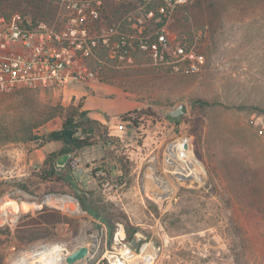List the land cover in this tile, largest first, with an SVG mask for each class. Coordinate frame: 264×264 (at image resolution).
Returning <instances> with one entry per match:
<instances>
[{"label":"rangeland","instance_id":"1","mask_svg":"<svg viewBox=\"0 0 264 264\" xmlns=\"http://www.w3.org/2000/svg\"><path fill=\"white\" fill-rule=\"evenodd\" d=\"M60 1L53 0V5L58 7ZM0 2L7 13L41 16L35 0ZM108 5L116 7L111 0ZM197 28L207 33L199 43L206 56L200 72L157 69L151 57L140 56L128 76L72 86L87 92V101L74 89L18 87L0 92V264L7 263L15 247L38 240H83L94 231L102 260L117 222L125 224L127 234L133 229L147 236L159 233L155 239L182 264H264V0H192L178 9L169 25L174 37H192ZM80 101L102 116L99 121H109L102 122L98 134L117 133L119 112L151 109L161 121H169L170 111L186 104L177 130L193 138L204 165L202 179L183 186L161 215L138 188L137 165L125 158L120 163L127 184L117 200L105 197L91 179H76L73 191L63 193L77 197L80 208L72 204L71 210L60 211L45 206L31 212L23 210L24 205L17 219L15 200L25 198L19 190L39 198L46 194H37L43 189L38 179L51 158L59 160L57 173L70 179L60 153L64 141L47 139L63 128V119L56 116L33 127L34 123L44 121L51 106ZM233 188L243 190V196ZM83 202L105 219L91 214ZM51 213L56 220L45 222ZM99 219L106 227L97 232ZM231 219L246 232L245 248L236 246ZM75 264L93 263L85 258Z\"/></svg>","mask_w":264,"mask_h":264},{"label":"built area","instance_id":"2","mask_svg":"<svg viewBox=\"0 0 264 264\" xmlns=\"http://www.w3.org/2000/svg\"><path fill=\"white\" fill-rule=\"evenodd\" d=\"M108 1L61 0L51 20L0 11V92L18 87L66 92L79 83L103 80L110 71L132 70L140 56L151 57L157 69L176 73L200 72L206 64L199 48L206 31L197 28L192 37H174L169 30L178 9L192 0H111L120 10L116 15L110 13ZM137 118L136 113L118 118L116 134H97L92 144L70 153L65 166L71 169L73 181L89 178L105 197L117 200L127 184L120 163V157L126 158L140 170L141 194L163 215L183 186L202 179L204 165L193 138L177 130L178 119L155 121L142 115L136 122ZM77 136L85 138L86 133L80 130ZM19 191L25 198L15 200L17 219L19 205L31 212L45 206L69 211L68 202L80 208L78 198L69 193L48 192L39 198ZM96 222L97 232L106 227L100 219ZM157 235H146L134 248L125 224L117 222L102 260L94 231L83 240H38L15 247L6 264H68L67 255L86 241L92 242L86 259L93 264H182L155 239ZM59 254L62 263L56 261Z\"/></svg>","mask_w":264,"mask_h":264},{"label":"trees","instance_id":"3","mask_svg":"<svg viewBox=\"0 0 264 264\" xmlns=\"http://www.w3.org/2000/svg\"><path fill=\"white\" fill-rule=\"evenodd\" d=\"M35 2L37 3V7H38L37 9H39V13H41V16L40 17L32 16V17L51 20L56 15L57 7L56 5H53V0H35ZM0 11L8 15L11 14V13H7L1 7V2H0ZM119 11L120 10L115 7V8H111L110 13H112L113 15H116L119 13ZM130 73H131L130 70L110 71L103 78V80L117 79L121 76H128L130 75ZM82 107H83V103L81 101L77 105L73 104L69 106H63V105L51 106L49 110L47 111V115L44 117V121L34 123L33 125V127L40 126L41 124L48 122L49 120H51L52 118L56 116H59L63 119V128L61 130H57V131L50 133L47 139L50 141H53V140L54 141L56 140L64 141L65 145L60 151V153L64 155L66 160L70 153L79 151L85 148L86 146L92 144L95 141L96 136L98 134L97 131L99 130L100 126L103 125L101 121L91 117L89 115V111L83 110ZM131 113H136L138 118L141 117L142 115H145L147 117H152L155 121L156 120L161 121V117H159L157 113L152 112L151 109L129 110V111H126L118 115L116 119L121 118V117H127ZM138 118L135 120L136 122L139 121ZM65 130H71L74 132L72 141H69L68 137L63 133ZM80 130L86 133L85 138H79L77 136V133ZM120 159L123 161V159L125 158L120 157ZM126 160L127 162L129 161L128 159ZM58 166H59L58 158H55V159L51 158L49 160L48 170L45 172L43 171L40 178L38 179L40 187H42L43 189L37 192V194L43 195L47 192H52V191H62V192H72L73 191L74 181H72L71 179L67 180V179L62 178L57 173ZM124 166L126 168V164H124ZM21 188H24V187H21ZM233 192H235V194L237 195L243 196L242 195L243 190L233 188ZM83 204L85 205L87 209L91 211V214H95V216L99 217L100 219L103 217L102 215L95 213L94 210L91 209L90 205L86 204L85 202H83ZM55 220H56V217L52 213L47 214L45 216V222H52ZM110 220L111 219L109 217L107 221L109 224H110ZM232 221L233 220L231 219L230 223L233 225L234 231L237 232V236H238V243L236 244V246H238L239 249L245 248V245L243 243L244 240L242 239L245 237L246 232L240 225H237ZM136 233H137L136 229L130 230V233L128 234V238L131 240L136 235ZM243 233H244V236H242Z\"/></svg>","mask_w":264,"mask_h":264},{"label":"water","instance_id":"4","mask_svg":"<svg viewBox=\"0 0 264 264\" xmlns=\"http://www.w3.org/2000/svg\"><path fill=\"white\" fill-rule=\"evenodd\" d=\"M187 112V105L186 104H180L175 109L170 111L169 116L173 119L180 120L183 115ZM69 139V141H72L74 132L71 130H65L63 132ZM147 237L145 234L138 232L136 236H134L130 242L134 248H138L140 245V242L145 240ZM91 241H86L84 244L77 246L72 249V252L67 255L66 261L68 264H75L77 261L85 259L88 257V255L91 252Z\"/></svg>","mask_w":264,"mask_h":264},{"label":"crops","instance_id":"5","mask_svg":"<svg viewBox=\"0 0 264 264\" xmlns=\"http://www.w3.org/2000/svg\"><path fill=\"white\" fill-rule=\"evenodd\" d=\"M71 89H74L73 87L71 88ZM70 89V90H71ZM73 91V90H72ZM74 91H75V94H76V96L78 97V96H87L86 97V101H87V99H88V97H89V95H87L88 93L87 92H85L84 90H77V89H74ZM86 101H85V104H83V107H82V109L83 110H88L89 111V115L90 116H95L94 118H97V119H99V120H103V118H102V116L101 115H96V114H93L92 113V108L91 107H89V106H87V104H86ZM122 112H119L117 115H120ZM117 117V116H116ZM101 118V119H100ZM102 122H106V123H109V121H102ZM111 122V121H110ZM114 126H115V124H114ZM62 129V127H60L58 130H61ZM67 161H68V158H67ZM67 161L65 162V164L67 163ZM73 173L71 172V169H69L68 168V176L70 177V179L73 181V175H72Z\"/></svg>","mask_w":264,"mask_h":264},{"label":"bare ground","instance_id":"6","mask_svg":"<svg viewBox=\"0 0 264 264\" xmlns=\"http://www.w3.org/2000/svg\"><path fill=\"white\" fill-rule=\"evenodd\" d=\"M72 204H73V203L68 202V203L66 204V206L69 207V208H71V207H72ZM17 208H18V207H17ZM20 209H21V205H19V210H20ZM52 244L55 245V243H52ZM61 249H62V248H61ZM56 261H60L61 263L63 262L62 256H61L60 254L57 256Z\"/></svg>","mask_w":264,"mask_h":264}]
</instances>
